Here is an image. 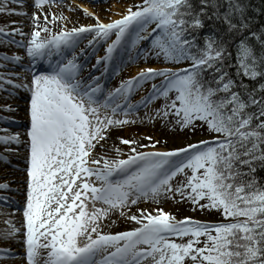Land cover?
<instances>
[{"label": "snow or ice", "instance_id": "6c2138e0", "mask_svg": "<svg viewBox=\"0 0 264 264\" xmlns=\"http://www.w3.org/2000/svg\"><path fill=\"white\" fill-rule=\"evenodd\" d=\"M24 3L0 0V14L31 22L27 33L23 20L0 24V45L25 53L0 52V110L16 111L9 101L21 91L30 99L27 139L0 135V144L28 151L24 221L7 220L0 230V243L24 251L0 247V264L17 257L21 264H264V25L254 27L246 0H138L108 22L83 8L96 23L71 28L62 9L76 11L72 3L33 0L30 15L10 6ZM100 42L105 54L92 68L104 72L85 77L81 57ZM122 50L127 59L114 74L149 57L164 66L139 68L105 89L102 76ZM157 120L208 138L159 150L152 137L145 145L118 134L127 155L115 144V156L106 154L113 130ZM0 162L11 163L2 152ZM12 191L3 179L0 207L18 211ZM167 200L222 219H178L160 207L131 213L142 201ZM117 212L137 226L104 231Z\"/></svg>", "mask_w": 264, "mask_h": 264}, {"label": "bare ground", "instance_id": "6f19581e", "mask_svg": "<svg viewBox=\"0 0 264 264\" xmlns=\"http://www.w3.org/2000/svg\"><path fill=\"white\" fill-rule=\"evenodd\" d=\"M33 0H25L24 4H13L10 5L11 7L17 8L18 10H23V11H27L29 13V15L35 11V9L33 8ZM56 7H52V11L55 12L57 10ZM64 11V7L62 9ZM89 10V9H88ZM7 19H12V20H23L24 24L26 25V27H24V31L30 32L31 31V22L28 18L23 17V16H17V15H13L11 17H6L4 16V14H0V24H3L6 22ZM114 19H118L117 17ZM67 23V27L69 28L71 25V22L68 21ZM49 27H52V25H49ZM54 30H59L54 29ZM16 39H20L19 36L16 37ZM101 43V42H100ZM100 43L98 45H100ZM79 49H77L78 51ZM96 50V47L91 50L90 53H88L87 58H90L91 54L94 53V51ZM7 51L9 54H12L13 52L19 53L20 55L24 56V49H20V48H16L15 46H2L0 45V52H4ZM89 52V49H88ZM86 58V59H87ZM27 62V57L25 56V63ZM91 64H94V62L92 61ZM112 64V63H111ZM111 64L108 67V71L106 73H104V75L102 76V80L101 83L103 84L105 89H112L113 87L117 86L118 84H112L110 83L111 80V73H112V66ZM45 65L46 63L43 62H38L36 65V68L39 71H45ZM89 64L87 65V67L85 68L84 71V76L87 77L89 73H91L92 75H100L102 72H104V68L103 65H101L100 68L98 69H89ZM132 68V66H131ZM137 68L134 69L133 72H137L136 71ZM106 94V93H105ZM142 93H135L133 95V98L131 99L133 103H137L140 101L141 97H142ZM10 103H12L14 106H18L16 111L13 112H6V111H2L0 110V116H5L8 117L9 119L7 121L4 120H0V135H11L13 133L19 132L21 134V138L26 140L27 136H26V131L28 129V127L30 126V117L28 114V109L30 107V99H29V94L27 92L21 91L19 94V97L15 100L9 101ZM142 113L138 110V115H141ZM137 114L134 113L132 115V119H136ZM123 118V117H121ZM17 123V124H15ZM145 122L144 123H136V124H131V125H126L124 126V128L122 130L119 131V133H117L115 130L112 131L111 133V139L107 140V144H106V148H107V155L109 156H115V152L113 151V145H118L119 140L116 139V136L119 134H125L128 136H131L132 133H140L142 131H144V127H145ZM5 129H7V131H4ZM148 137H152V140L155 141L156 140V134L154 133H147ZM138 138L137 135H133V138ZM158 137V136H157ZM160 141V138H158ZM142 144L145 145H150L152 143V141H144L142 139H140ZM101 143H104L103 141H101ZM119 146V145H118ZM5 147H11L13 149L19 147V152H5L4 149ZM121 148V147H120ZM128 148L127 150L123 148L124 154L127 155L128 153ZM156 149L159 150H169L165 147H161V141L159 144L156 145ZM141 151H151L154 150L151 147L148 148H141ZM98 153L102 152L103 150L100 149L99 147L96 150ZM0 152H2L4 155L9 156L11 163L5 165L3 162H0V182L3 181V179H7V181L10 183L13 191L11 193H7V195H10L15 201H16V205H14L13 207H18L20 210L18 211H13L12 208H7V207H0V230L5 229L6 227H8V225L5 223V221L7 220H11L13 223H15L17 225V227H19L23 221H24V217H23V207L26 204V196H27V172L26 169L28 167V163H27V157H28V151L27 149H25V147L23 145H16V144H12L9 146L6 145H2L0 144ZM164 203L162 202L160 204H154L151 203L149 201H142L138 206H131V213H137V207L139 208H148L150 211H153L157 208H163L164 209ZM165 211V210H164ZM113 218V220H116V218H118L119 221H115L114 223L116 224H109V225H105L104 230L105 231H110V232H119V231H126L131 229L135 225L134 222L125 219L124 217H121L119 215V213H114L111 216ZM114 225V226H113ZM113 226V227H112ZM6 246H11L12 250L17 251V252H21V248L18 244H16L14 241L9 242L8 244L5 243H0V247H6ZM5 264H21V261H16V260H8L5 262Z\"/></svg>", "mask_w": 264, "mask_h": 264}, {"label": "rangeland", "instance_id": "374dc122", "mask_svg": "<svg viewBox=\"0 0 264 264\" xmlns=\"http://www.w3.org/2000/svg\"><path fill=\"white\" fill-rule=\"evenodd\" d=\"M138 0H66V3H72L73 7L76 8V11H71L69 10L66 6L64 7V14L69 17V21L71 22V27L73 26H80V25H87V24H95L96 20L91 17V16H86L83 12V8L89 9L90 12L96 13L100 19L104 22H108L111 19L114 18H120V14H123L127 7L130 4L137 3ZM55 7V5H53ZM82 6V7H79ZM57 10V9H54ZM112 39H115L113 36ZM109 43L111 41H108ZM87 42L85 41L80 45V47H84ZM146 46V45H145ZM107 47V44L104 42H101L100 45H96V50L94 53L91 54L90 58L86 57H81L82 61L86 62V64L90 65L89 69H93L91 62L93 61L94 64L96 63L97 57H102L105 54V49ZM93 48H89V52H91ZM79 51V50H78ZM87 58V59H86ZM114 63L112 66V71L114 68H116L121 59H127V53L124 52L123 50L117 54L114 58ZM132 66V68H131ZM163 67L164 65L160 64L157 62L155 59L149 57L147 63L143 59L139 60L138 63L132 64L129 67H127L124 71L120 72L119 74H114L112 72V77L110 80V83L114 84H119L120 80L128 77V76H133L136 74V72H133L135 68H137L136 71H138L139 68L142 67ZM137 93H142L144 96V92L140 91ZM133 96L131 97V99ZM157 104L159 102H156ZM155 105H150L149 108L154 107ZM146 109L141 107L140 112L142 113L141 115L143 116L145 113ZM145 127L144 131L140 133H132L131 136L121 134V136H124L126 138L132 139L133 135H137L139 139H142L144 141H149L147 139L148 135L147 133H154L156 134V140H159L160 138L161 141V147H165L167 149H172L175 147H182L186 143L189 142H195L196 140L199 139H206L203 134L201 135H196L193 132H187V131H181L179 128H173L171 126H164L161 121L157 120L155 123H151L148 121H145ZM126 126V125H125ZM135 138V137H134ZM166 141V143H165ZM119 147L122 149H126V145H123L118 143ZM125 151V150H124ZM177 200H179V197H177ZM164 210L175 215L178 219H182L184 216H192L196 219L204 220L206 221L208 218L206 217L205 212H200L199 210L193 212L190 208V206L187 203H177L176 201L173 200H167L164 203ZM118 214V212H117ZM117 221L118 218H116ZM116 220H113L111 217L110 219H107L104 221V225H109V224H116L114 223ZM114 226V225H113ZM112 226V227H113ZM105 231V230H104ZM23 250V248H21Z\"/></svg>", "mask_w": 264, "mask_h": 264}, {"label": "trees", "instance_id": "16d2710c", "mask_svg": "<svg viewBox=\"0 0 264 264\" xmlns=\"http://www.w3.org/2000/svg\"><path fill=\"white\" fill-rule=\"evenodd\" d=\"M246 2L249 5L248 14L253 17L254 27L259 28L261 25H264V0H246ZM205 31H207V29H205ZM195 134L196 135L203 134L205 137H207V133L201 132L200 130H197ZM258 174L261 176H264V170H258ZM205 214H206V217L208 218L206 221L215 222V221H219L222 219L220 214L214 211L207 212Z\"/></svg>", "mask_w": 264, "mask_h": 264}]
</instances>
